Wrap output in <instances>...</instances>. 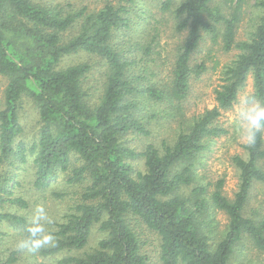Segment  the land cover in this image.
<instances>
[{
  "label": "trees",
  "instance_id": "obj_1",
  "mask_svg": "<svg viewBox=\"0 0 264 264\" xmlns=\"http://www.w3.org/2000/svg\"><path fill=\"white\" fill-rule=\"evenodd\" d=\"M130 2L107 0L98 10L86 11L69 2L0 0V74L7 78L0 99V167L7 166L0 170V223L24 233L26 217L3 207L26 206L11 188L18 184L13 167L30 160L37 189L60 176L62 185H82L75 191L79 200L57 223L56 246L44 248L42 254L82 248L96 224L104 234L91 252L66 257L62 264H147L136 222L159 236L161 264H229L234 246L244 238L264 253V215L245 214L254 184L264 187L263 133L254 146L243 145L245 157H232L238 171L233 198L222 193V180L207 193L195 173L206 138L224 132L216 125L220 111L233 105L248 75L252 93L264 101V0L255 1L258 12L244 40L235 39L239 2L225 15L212 0H179L173 9L176 30L187 33L177 48L170 79L161 83L150 79L153 34L150 42L131 37ZM169 6L166 0L162 8ZM204 32L212 39L220 33L224 50H238L222 69V83L214 89L216 105L183 120L172 142L135 151L126 136L149 135L151 119L158 116L150 108L183 99L190 76L202 72L201 64L190 65V56ZM79 52L104 60L105 81L95 103L83 89L92 65L61 64L64 57ZM25 99L38 122L29 144L19 139ZM161 111L168 113L167 108ZM138 157L144 158L142 171L130 162ZM215 210H222L228 222L213 242ZM15 259L10 252L0 257V264Z\"/></svg>",
  "mask_w": 264,
  "mask_h": 264
},
{
  "label": "rangeland",
  "instance_id": "obj_2",
  "mask_svg": "<svg viewBox=\"0 0 264 264\" xmlns=\"http://www.w3.org/2000/svg\"><path fill=\"white\" fill-rule=\"evenodd\" d=\"M53 1L64 5L69 2L72 8L85 7L86 11H95L107 0H37ZM166 0H131L128 3L131 19V37H146L153 34L152 53L149 55L153 61H149L150 71L154 72L151 81L161 83L168 81L171 76V69L175 59L178 46L182 43L187 31L176 30V18L174 7L179 0H170L168 9H163V2ZM256 0H212L211 4L217 6L223 14L229 15L236 8L239 2V22L236 28V40H244L249 36V31L255 21ZM115 3V1H112ZM219 26V32L221 31ZM76 29L66 32L72 34ZM72 32V33H71ZM223 41L220 33L215 39L210 34L203 33L197 48L191 53L190 65L201 64L204 68L199 74H192L189 78V90L186 96L177 101L158 102L153 105L149 112H157L158 116L151 119L150 133L147 136L129 134L126 136L127 143L137 152H141L145 146L152 144L161 148L163 142L170 143L174 140L176 132L183 120H190L206 109H211L216 105L214 99V89L222 83V69L230 63L238 53L232 48L228 51L223 49ZM76 62H89L92 68L88 77L84 81V90L90 95L91 103L98 101V97L105 81L104 60L98 56L85 52L64 57L61 64L69 65ZM7 84V78L0 74V99ZM244 92H253L252 76L248 75L245 84L238 91L237 97ZM233 105L228 109L220 111L216 120V125L223 129V133L215 137H208L205 140V149L199 154L195 164V173L198 182L206 186L207 193H211L217 181L222 180V193L229 199L233 198L238 185V171L232 162L234 155L245 157L246 152L238 138V125L234 119ZM167 108L168 113L161 109ZM23 133L19 139L29 144L36 135L38 129L37 115L31 104L25 99L20 112ZM264 138V133H263ZM136 171L144 168V158L138 157L130 161ZM7 166L0 167L1 171ZM16 174L17 185L11 188L14 196H19L26 202L25 207L15 205H4L3 210L14 212L26 217L31 213L35 204L45 206L49 215L54 219L51 226L53 232L57 230V223L65 220L66 215L71 211L72 206L79 200L75 191L82 189V185L75 184L65 186L61 184V176L52 181L45 189H37L32 184L34 166L30 160L24 164L13 167ZM192 185L183 188L184 193H188ZM66 191V192H64ZM54 192L60 194L56 196ZM215 228H213L212 241L215 242L226 229L228 222L227 215L222 210L214 212ZM248 216L260 217L264 215V187L260 183H255L251 189L250 198L245 208ZM136 232L142 244V252L147 257V264H161L159 236L149 230L144 224L136 222ZM22 235L21 229L13 227L8 223H0V257L6 258L10 252L15 253L13 264H62V259L69 256H79L91 252L97 245L99 238L104 234L98 229V225H93L90 230L87 243L80 249H63L56 253L44 255L40 249L34 254L17 251L14 243L17 237ZM229 264H264V253L256 249L251 242L244 238L236 246L231 256Z\"/></svg>",
  "mask_w": 264,
  "mask_h": 264
},
{
  "label": "clouds",
  "instance_id": "obj_3",
  "mask_svg": "<svg viewBox=\"0 0 264 264\" xmlns=\"http://www.w3.org/2000/svg\"><path fill=\"white\" fill-rule=\"evenodd\" d=\"M233 113L239 140L249 147L254 146L258 136L264 133V101L252 92H244L237 97ZM53 224L54 219L45 206L35 204L27 216L24 233L15 240V250L34 254L40 249L55 247L57 241L51 228Z\"/></svg>",
  "mask_w": 264,
  "mask_h": 264
}]
</instances>
